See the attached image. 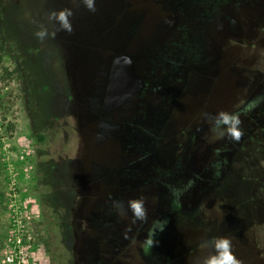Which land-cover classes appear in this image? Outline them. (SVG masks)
<instances>
[{
  "label": "rangeland",
  "instance_id": "rangeland-1",
  "mask_svg": "<svg viewBox=\"0 0 264 264\" xmlns=\"http://www.w3.org/2000/svg\"><path fill=\"white\" fill-rule=\"evenodd\" d=\"M2 1L39 53L31 73L0 58V264H58L53 208L71 264H200L221 236L264 264V0ZM66 7L87 36L38 40ZM221 110L239 142L202 117ZM110 197H143L148 221Z\"/></svg>",
  "mask_w": 264,
  "mask_h": 264
},
{
  "label": "clouds",
  "instance_id": "clouds-1",
  "mask_svg": "<svg viewBox=\"0 0 264 264\" xmlns=\"http://www.w3.org/2000/svg\"><path fill=\"white\" fill-rule=\"evenodd\" d=\"M75 7L83 5L85 9L90 12H96V0H71ZM75 15L74 8L66 7L60 10H52L47 14L49 22L52 24L50 31L46 26L41 28L35 33L38 40L44 41L48 38L55 39L59 32L65 31L71 34L74 31L72 18ZM131 65L132 59L127 55L116 57L113 61L114 64ZM206 123L210 126V131L219 138H227L232 142H239L243 135L244 130L241 127L242 120L239 114L221 110L216 114L208 112L202 113ZM112 208L121 217H127L128 210L132 212V223L137 221L146 223L148 221L149 212L146 207V201L143 197L131 198L127 201V209L123 201L111 198ZM130 231V228H129ZM127 238V233L125 234ZM153 245V241H148ZM202 250L211 249L207 254L203 255L200 264H241L239 259L235 256L232 250V241L229 237L221 236L211 240L203 241L200 245Z\"/></svg>",
  "mask_w": 264,
  "mask_h": 264
},
{
  "label": "trees",
  "instance_id": "trees-1",
  "mask_svg": "<svg viewBox=\"0 0 264 264\" xmlns=\"http://www.w3.org/2000/svg\"><path fill=\"white\" fill-rule=\"evenodd\" d=\"M6 9L7 8L5 2L0 0V58H2L3 55L9 54L17 63V72L22 73L23 71L27 70L31 73V68H28L29 64L27 63V56L39 52H24V50L26 48L29 49V47L35 45L33 44L35 38L33 37V39H30L31 41H29L26 35L28 34L26 28H24V26L21 25L20 22L11 20L8 16V13H6ZM39 135L41 138H44L46 136L42 133H40ZM50 195L51 194H49V198L51 197ZM48 201L50 202V199H48ZM57 209L53 208L54 211H52L50 218V220L53 222V225H55L53 229V234L55 238H57L56 241L61 247V249L57 251L58 259L56 263L71 264V262H69V260L71 261L70 252L66 249L65 245L63 244V242H65L66 235L61 234V229L63 226H66V224H60V222L63 221L65 218L62 217L60 214L56 215Z\"/></svg>",
  "mask_w": 264,
  "mask_h": 264
},
{
  "label": "water",
  "instance_id": "water-1",
  "mask_svg": "<svg viewBox=\"0 0 264 264\" xmlns=\"http://www.w3.org/2000/svg\"><path fill=\"white\" fill-rule=\"evenodd\" d=\"M86 16H81L80 14L78 15V11L75 12L74 17L72 18L74 31L70 34L71 36H87L88 32L86 28L88 21Z\"/></svg>",
  "mask_w": 264,
  "mask_h": 264
},
{
  "label": "flooded vegetation",
  "instance_id": "flooded-vegetation-1",
  "mask_svg": "<svg viewBox=\"0 0 264 264\" xmlns=\"http://www.w3.org/2000/svg\"><path fill=\"white\" fill-rule=\"evenodd\" d=\"M155 223H156V226L151 228L153 230L152 234H156L159 231V229H160V225L157 224V222H155Z\"/></svg>",
  "mask_w": 264,
  "mask_h": 264
},
{
  "label": "crops",
  "instance_id": "crops-1",
  "mask_svg": "<svg viewBox=\"0 0 264 264\" xmlns=\"http://www.w3.org/2000/svg\"><path fill=\"white\" fill-rule=\"evenodd\" d=\"M144 232H145V231H143V234H144ZM141 234H142V233H141ZM146 243H147V242H144V245H145ZM134 244H135V243H132V244H130V245H128V246L134 247ZM147 244H148V243H147ZM148 246H149V244H148V245H146L145 247H147V248H148Z\"/></svg>",
  "mask_w": 264,
  "mask_h": 264
},
{
  "label": "built area",
  "instance_id": "built-area-1",
  "mask_svg": "<svg viewBox=\"0 0 264 264\" xmlns=\"http://www.w3.org/2000/svg\"><path fill=\"white\" fill-rule=\"evenodd\" d=\"M12 259L11 257H9V260Z\"/></svg>",
  "mask_w": 264,
  "mask_h": 264
}]
</instances>
